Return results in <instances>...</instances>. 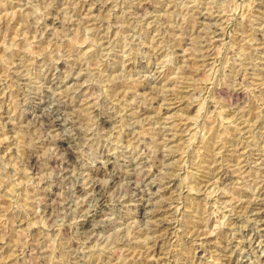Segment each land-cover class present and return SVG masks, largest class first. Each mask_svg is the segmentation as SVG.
I'll use <instances>...</instances> for the list:
<instances>
[{
    "label": "rangeland",
    "instance_id": "374dc122",
    "mask_svg": "<svg viewBox=\"0 0 264 264\" xmlns=\"http://www.w3.org/2000/svg\"><path fill=\"white\" fill-rule=\"evenodd\" d=\"M0 264H264V0H0Z\"/></svg>",
    "mask_w": 264,
    "mask_h": 264
},
{
    "label": "bare ground",
    "instance_id": "6f19581e",
    "mask_svg": "<svg viewBox=\"0 0 264 264\" xmlns=\"http://www.w3.org/2000/svg\"><path fill=\"white\" fill-rule=\"evenodd\" d=\"M146 6L148 7V5H146ZM149 6H150V5H149ZM245 35H246V34H245ZM25 64H26V63H25ZM186 69H187V68H186ZM189 69H190V68H189ZM191 70H192V69H191ZM187 72H188V71H187ZM188 73H189V72H188ZM184 74H185V73H184ZM189 75H192V74H189ZM186 77H187V76H186ZM169 81H170V80H169ZM123 83H124V82H123ZM127 84H128V83H127ZM117 89H118V88H117ZM120 89H121V88H120ZM125 90H126V89H125ZM123 91H124V90H123ZM115 92H116V91H115ZM118 92H119V91H118ZM169 93H170V92H169ZM174 93H175V91H174ZM176 94H177V93H176ZM113 95H114V94H113ZM167 98H168V97H167ZM167 98H166V99H167ZM171 100H172V99H171ZM172 101H173V100H172ZM102 124H103V123H102ZM214 134H216V133L214 132ZM213 136H214V135H213ZM215 136H216V135H215ZM215 140H216V139H214V142H215ZM212 141H213V140H212ZM212 141H211V142H212ZM214 142H213V144H214ZM208 146H209V145H208ZM211 147H212V146H211ZM206 151H207V150H206ZM211 153H212V152H211ZM233 153H234V152H233ZM233 153H232V154H233ZM216 156H217V155H216ZM235 156H236V155H235ZM239 156H240V155H239ZM212 157H213V156H212ZM220 157H221V156H220ZM218 163H219V162H218ZM205 171H206V169H205ZM203 176H204V175H203ZM204 180H205V179H204ZM262 200H263V199H262ZM160 205H161V204H160ZM160 209H161V208H160ZM252 209H253V208H252ZM253 212H254V211H253ZM251 213H252V212H251ZM154 228H156V227H154ZM132 251H133V250H132ZM139 254H140V253H139ZM138 256H139V255H138ZM135 259H136V258H135ZM141 261H142V260H141Z\"/></svg>",
    "mask_w": 264,
    "mask_h": 264
}]
</instances>
